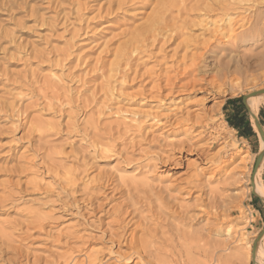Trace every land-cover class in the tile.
Instances as JSON below:
<instances>
[{
    "label": "rangeland",
    "instance_id": "1",
    "mask_svg": "<svg viewBox=\"0 0 264 264\" xmlns=\"http://www.w3.org/2000/svg\"><path fill=\"white\" fill-rule=\"evenodd\" d=\"M110 1L0 0V264H33L55 254L63 257L58 264H75L89 252L98 253L104 264H204L207 252L222 257L221 264H253V242L264 229V203L248 192V180L261 150L228 126L223 106L229 99L264 90V28L237 50L228 37L213 43L201 73H194L206 81L194 88L168 99L140 94L159 73L174 74L175 60L184 54L180 48L179 55L171 57L177 43L196 37L210 40L207 29L214 25L226 34L225 18L208 14L205 8L231 4L236 10L230 11L231 20L248 19L233 28L238 35L264 27L263 20H254L264 13V0H150L145 7L134 1L122 10ZM109 6L112 11L107 14ZM157 11L171 27L165 34L170 40L165 51L159 49L165 36H159L158 44L152 45L150 39L127 49V57H116V49L134 28ZM201 23L181 30L183 24ZM231 41L238 43L236 37ZM188 51L201 52L193 47ZM233 58H246L247 65L238 71L231 67L226 80L209 84L216 75L215 61L232 65ZM112 63L116 70H109ZM147 112H157L163 119L175 113L177 118L190 116L202 125L190 129L189 122L161 129ZM205 124L223 140L212 149L201 146L206 141L197 142L198 152L185 154L186 162L205 174L191 194H177V186L187 187L193 167L185 164L165 174L161 173L165 167L158 164L152 171L148 167L155 163L152 154L164 141L183 138L187 128L195 135ZM223 141L237 145L238 157L226 158L216 168L205 166L199 154L217 155ZM241 159L248 166L245 178L230 185L229 176L242 171ZM107 180L114 192L104 190ZM128 188L139 190L136 212L125 218L128 234L135 235L133 251L124 242L118 248L102 234L109 223L113 229L120 226L112 222L118 219L117 209L125 203ZM165 189L164 197L170 192L177 199L163 204L164 215L158 216L156 204L149 202ZM91 194L98 198L93 200ZM97 204H103L98 211ZM183 210L199 221L178 219ZM214 240L224 245L219 249L217 245L216 252L210 249ZM134 251H143L141 260L135 254L130 261L115 262L116 253L129 256Z\"/></svg>",
    "mask_w": 264,
    "mask_h": 264
},
{
    "label": "bare ground",
    "instance_id": "2",
    "mask_svg": "<svg viewBox=\"0 0 264 264\" xmlns=\"http://www.w3.org/2000/svg\"><path fill=\"white\" fill-rule=\"evenodd\" d=\"M134 1H140L141 4L144 7L148 3V1L150 2V0H112V1H110V4H114V5L117 6V8L119 10H122L128 3H133ZM218 3L220 4L222 2H218ZM237 3H239V2H237ZM158 4H159V2H158ZM219 4H218L216 9H213V8H210V7H207L205 9H206L208 14H210V13L212 14L213 13L212 15H214L215 17L225 18L224 22H226V25L228 26V31L225 30L227 35L225 34V32H223V30L220 27L214 25V28L212 30L207 29L209 31L210 40L199 39L198 37H196L194 39H188L187 38V40L184 39L179 44L177 43V45H176L177 47L174 48L175 49V54L173 56H171V57H175V56L177 57L179 55L177 50L180 49V48H181L180 50L184 51V54L180 55L181 58L179 56L180 59L176 58L177 60H175V65L173 66L174 67V70H173L174 74L171 76L169 73L167 74V72H165V73L161 72L158 75H156V73H155L156 76L153 79L154 81L153 80L149 81V85H151V83H152V86L146 91L142 90L143 93H141L140 95H143L145 98H150V99H154V100L155 99H168V97L172 96L174 93L180 92V90L181 91L183 89L187 90L190 87L194 88L195 84H198L200 82H205L206 81L204 78H197L196 79V75L201 73L200 71H201L202 67H204V65H205L204 63H205V59L207 57L206 54L210 52V49H211V46H212L213 43H216L220 39L228 37L229 40H230L228 43L232 47L230 45L229 46L233 50H237L238 45H240L242 43L249 42V41L251 42V40H254L255 38L259 37V35L262 32V29L264 28L261 25L259 27L257 26L258 28L255 29V30L245 31V32L240 33L238 35L234 34L235 31H234L233 28L235 26H238V28L244 26L246 23H248V19H247L246 22H244V20H242V19L231 20L229 18V16H230L229 13H230L231 10H234V8L229 7L231 4L230 5H223V3H222V5L220 4L221 6H219ZM236 8H238V7H236ZM111 11H112L111 10V6H109L106 9V13L109 14ZM234 11H236V10H234ZM234 11H233V13H234ZM230 14L233 15L232 12ZM233 19H237V17L233 18ZM254 20L257 23H259L262 20L264 21V13H262V15H258L257 14V16H255ZM240 22H241V24H240ZM195 26H203V25H202V23L200 25H198V24H193V25L185 24L184 25L183 24L181 26V30L182 29L183 30L184 29L185 30H188V29L191 30V28H193ZM169 28H171V27L168 26V24L165 22L164 13H161V12H158V11L157 12H153L151 17H149L142 26L134 28V30L132 31L131 35L129 36L128 41H126V43H125V44L128 43V46L126 47V45L124 43L121 46L119 45L120 47L116 49L114 55L116 57H124V56L127 57L128 56V54H126L127 53L126 52L127 49H129L131 47L132 50H134V49H136L134 47L136 44H139V43L140 44L141 43L144 44L147 41H149L150 39L152 40V43H151L152 45L155 42H157V44H158L159 42L157 40V37H159V36H162V37L165 36V37H163L164 40L162 41V45L160 44L161 46L159 48L161 50V52H164L165 51V49H164L165 46L166 45L168 46V43L170 42V40H168V38H167V35H165V34L168 33ZM176 29L174 28L175 33L177 32ZM174 30L172 29L171 31H174ZM178 33H179V30H178ZM180 34L182 35V33H180ZM177 36L179 37V34L176 35L175 37H172V38L176 39V38H178ZM168 37H170V36H168ZM234 37H236V39L238 41V43H236V45H235V43H233L231 41L232 39H234ZM191 38H193V37L191 36ZM190 47H193V49H195V50H201V52L199 54H193V53L191 54L190 53L191 55H189V53H188L189 51L188 50H189ZM232 60H234V58ZM246 62H247L246 58H243V59L240 58L239 60H234V61H232V63H233L232 65H230V63L221 64L220 61H215V65H214L213 69L216 70V75L213 76L212 80L208 81V83L209 84H214L217 81H219V79H222V78H225V80H226L225 76L227 75L228 72L231 71V67H233V68L235 67V70H233V71H236V70L238 71L241 68V66H243V65L246 66L247 65V64H245ZM115 66L116 65L113 64V63L110 64L108 66L109 70H111V71L112 70H116V69L113 68ZM197 71H198V73L194 75V73L197 72ZM233 73L234 72H232L230 74L234 75ZM148 75H149L148 77L152 79V76L150 74H148ZM183 81H186V82H183ZM162 84H164V85H162ZM144 87H145V85H144ZM163 92L164 93L167 92L165 94V96H163ZM256 92H258V91H256ZM249 95H247L246 106H247V109H248V113H249V116H250V120H251L252 126L255 129V131L258 133V135H259V132H258L256 126H255V119H257V114L259 112V109L261 108V106L264 105V94H260V95H256V96H249ZM187 114H188L187 116H189V113H187ZM176 115L177 114L175 113L173 115L165 116L167 118L163 119L162 117L159 116V113H157V112L156 113L147 112L146 117L150 118V120L153 121L152 124H154V126H157L158 128L160 127L161 129L162 128L173 127L174 125L181 126V127L183 126L184 127V125H187L189 122H191V124L193 123L192 127L190 129L194 128L195 124L202 125V123H201L202 121L201 120H194L193 121V120H191L190 116L189 117H184V118L183 117L182 118H177ZM209 125L210 124H205V126H203L204 127L203 130H200L195 135H193L192 132H189L190 129L188 130V128H187V130H185L184 133H183V138H181L179 140H176V141H172V140L164 141V140H162L164 142L161 145H159L158 152H155V153L152 154L153 157L151 158V160H153L155 163L153 165H151V166H148L150 169H152V171L158 169V167H157L158 164H160L161 167H165V170H163V169L161 170L162 171L161 173H165V174H168L169 171H171L172 169H181L183 166H185V164H186L187 167H190V166L193 167L194 175L191 176L192 179L190 178V180H188L186 182L187 187H185V189L184 188L179 189L178 188L179 186H177V185H176L177 186L176 188L174 187L175 189L178 190V191L176 190L177 194H182L184 192H186L187 194H191V192L198 187V184L196 182H199V178L203 174H205V172H204L205 170H203L202 168H199V166H197L195 164H192V165L188 164L186 162V155L187 154L191 155L193 153V151L195 152L201 146H206L209 149H212L219 141L223 140V137L220 134L215 135V133L213 131H208L209 130V128H208ZM262 131H263V136H264V129H262ZM168 137L169 136H167L165 139H167ZM194 138H197V141H194ZM260 139H261V137H260ZM201 141H203V142L206 141V142L204 144L202 143L203 145H201V146L200 145L199 146L195 145L197 142H201ZM222 143H225V144L220 149V152L217 155L213 156V157H209L208 154H203V153L199 154V157L204 162L205 166L207 165L208 167L216 168V167H218L219 165H221L225 161L224 159H226V158H232L233 159L235 156L238 157V154L240 153V150L238 149L236 144H234V143L230 144L227 141L226 142L223 141ZM260 143H261V151L260 152L264 153V141L261 139ZM196 152H198V151H196ZM241 162H242V164L239 165V166L241 167L242 171L240 173H232L229 176V178L231 179L230 185H233V186L234 185H238V184L242 183L244 178H245V173H246L245 171H246V167H248V166H247V164H246L244 159H241ZM204 169H207V168L204 167ZM261 170H262V161L259 164V166L255 170H253L252 173L250 172V174H249V180L248 181H249L250 184H248L249 185L248 192L257 195L259 198H261V200L264 203V186L262 184V179H261V176H260L261 175ZM105 184L106 185L104 187V190H110L111 192L115 191L113 187L112 188L110 187V186H112L111 185L112 183L109 184L108 180H107V182ZM94 189L98 190L97 187H95ZM86 190H87V188L84 189V191H86ZM162 190L159 191L155 195L156 196L155 201H152V199H151V201L149 202V203H152L154 205L156 204L157 209L160 212V213H157L158 216L164 215L162 213V211H161V207H162L163 204L169 203L170 202L169 200L173 201V200L177 199L176 197L170 195V192L168 193L167 196L165 195V197H164V195L162 193H164V192L167 193L168 189H165L164 191H162ZM125 192H127L126 195H125L126 198H125V200H123V201H125V203L123 202V205H119V208L117 209V213L119 214L118 215V219L112 222L114 224H117V226L118 225H120V226L118 227V229H113L111 223H109V224H107V227L103 231L102 234L105 237H107L110 240V242L112 244H114L115 246H117L118 248L121 247L122 243L124 242L125 245H128L129 248H131V250L133 251L135 249V246H134V244H135L134 236L135 235L133 233L134 231H131L128 234L127 226H128L129 223L125 224V218H126V216L132 215L134 212H136V208H135L136 204H137L136 203V198H138L137 194L139 193V190L137 188H133V189L128 188L127 191H125ZM123 194H125V193H123ZM91 196L94 197L93 200L98 198L97 195L91 194ZM101 196H104V199H106V197H105V196H107L106 192L103 191L101 193ZM155 196H154V198H155ZM236 196H238V195H236ZM239 197H241V195ZM144 198H146V197H144ZM93 200L88 199V201H90V203H91L90 206H93V204H92ZM102 205L103 204H97V206L94 207V209L96 208L97 211H98V209H100L102 207ZM187 207H185V208H187ZM181 208H182V205L179 207V209H181ZM94 209H93V212H94ZM129 209H131V211H129ZM163 210H165V209H163ZM153 216H154V214H153ZM177 218L178 219H183V220L184 219H192L193 218V220L199 221L196 218V216H192V217L187 216V213H186L185 210L182 211L181 217L178 216V214H177ZM178 219H177V221H178ZM199 219H200V217H199ZM179 221H182V220H179ZM141 226L142 225H140V224L138 225V227H141ZM147 230H148V227H147ZM143 231H144V229H143ZM143 233H145V232H143ZM260 235L253 242L254 243L253 247H254L255 242L258 240L257 247H256V249L254 251V254H253V247H252V255L250 256V259L252 260L253 264H264V246H263V243H262V239L264 238V232L262 234H260ZM56 238H59V237H56ZM208 238H207V241H208ZM201 242H202V240H201ZM213 242L215 243L214 247H213V244H212L210 249H211L212 252L214 250L216 252V248H217L216 246L218 245V243H217L218 241L214 240ZM220 243L221 242H219V245H222ZM146 245H147V242H146ZM206 245H208L207 242H205V244L203 246L205 247ZM223 246L224 245H222V247ZM18 248H20V247H17V249ZM219 248H220V246L217 249H219ZM204 251L206 252L207 250H204ZM224 251L226 252V249ZM141 252H143V251H141ZM141 252H139V253H141ZM145 252H144V256L146 254V256L149 257V255L147 253H145ZM21 253L19 254L20 257L22 255ZM139 253L137 251L136 252L134 251V253L132 255L127 256V255H124V254H121V253L118 252V253H116L115 262L130 261V260H132L133 256L134 257L136 256L135 254H138L137 256H139V259H140L141 256H140ZM97 254L98 253H96V252L95 253L89 252V253H87L85 255V259L84 260H82L79 263L77 261H75V264H104V263H101L102 260H100L98 258ZM207 254H208V262H206L204 264H221L222 257H218V256L216 257V254L212 255L213 253L209 254V252H207ZM141 255H142V253H141ZM62 258L63 257L60 256L59 254H55V255H52V257L50 256L49 259L48 258H45V259L37 258V259H35L33 264H58L59 261ZM142 259H144V258H142Z\"/></svg>",
    "mask_w": 264,
    "mask_h": 264
},
{
    "label": "crops",
    "instance_id": "3",
    "mask_svg": "<svg viewBox=\"0 0 264 264\" xmlns=\"http://www.w3.org/2000/svg\"><path fill=\"white\" fill-rule=\"evenodd\" d=\"M223 111H224V114H225V119H226V122L229 121V120H233V114H238L239 116H244L245 119L244 121L250 126L251 128V131H252V135L249 136L248 138L244 137V136H240L241 135V130L240 132L238 130H235L234 128H231L229 125V127L234 130L240 138L246 140V141H249V142H252L253 146H257V150L260 151L261 150V139H260V136L258 135V133L255 131V129L253 128L252 126V123H251V120H250V116H249V113H248V109L246 108V106L243 104L242 102V98L240 99V101H238V99H229L225 102L224 106H223ZM257 120L258 122L260 123L262 129H264V105L261 106V108L259 109V112L257 114ZM228 124V122H227ZM261 176H262V184L264 186V160L262 162V173H261Z\"/></svg>",
    "mask_w": 264,
    "mask_h": 264
},
{
    "label": "trees",
    "instance_id": "4",
    "mask_svg": "<svg viewBox=\"0 0 264 264\" xmlns=\"http://www.w3.org/2000/svg\"><path fill=\"white\" fill-rule=\"evenodd\" d=\"M238 101H240V99H238ZM233 120H229L228 125L231 128H234L235 130H238L240 132L241 128L243 131H241V135L240 136H244L246 138H248L249 136L252 135V131L250 126L244 121L245 117L244 116H239L238 114H233Z\"/></svg>",
    "mask_w": 264,
    "mask_h": 264
},
{
    "label": "water",
    "instance_id": "5",
    "mask_svg": "<svg viewBox=\"0 0 264 264\" xmlns=\"http://www.w3.org/2000/svg\"><path fill=\"white\" fill-rule=\"evenodd\" d=\"M260 94H264V90H261V91H258V92H254V93H252V94H250L249 96H256V95H260ZM246 101H247V96H244V97H242V102H243V104L246 106ZM246 108H247V106H246ZM255 126H256V128H257V130H258V132H259V135H260V137H261V139L264 141V136H263V131H262V127H261V125H260V123L258 122V120L257 119H255ZM263 158H264V153L263 152H260L259 154H258V156L256 157V161H255V165H254V169L253 170H255L258 166H259V164L261 163V161L263 160ZM254 196H256V197H258L257 195H255V194H253ZM259 198V197H258ZM264 232V229L262 230V233ZM261 233V234H262ZM261 236V235H260ZM257 243H258V240L255 242V245H254V247H253V254H254V251H255V249H256V247H257Z\"/></svg>",
    "mask_w": 264,
    "mask_h": 264
}]
</instances>
